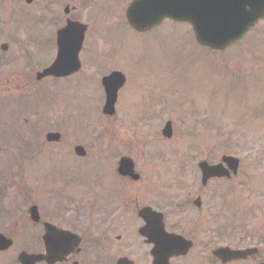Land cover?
<instances>
[{
    "label": "rangeland",
    "instance_id": "rangeland-1",
    "mask_svg": "<svg viewBox=\"0 0 264 264\" xmlns=\"http://www.w3.org/2000/svg\"><path fill=\"white\" fill-rule=\"evenodd\" d=\"M128 1L0 0V44L8 45L0 49V168L8 175L2 207L9 213L0 218V232L13 239L20 232V240L30 244L28 208L34 204L41 219L50 218L53 201L60 199L54 196L60 192L57 178H66L72 190L80 186L78 177L84 199L99 193L101 198L110 185H102L99 175L112 177L113 156L125 155L140 180L117 178L112 186L120 204L167 205L200 195L202 213L192 210L189 218H178L179 231L196 233L200 262H209L212 246L226 244L256 246L264 259V21L223 53H209L195 45L185 23L165 21L146 36L123 29ZM66 17L88 27L82 67L66 79L37 81L35 73L54 59V30ZM112 70L126 81L115 114L106 116L99 76ZM167 120L173 129L169 139L161 136ZM49 131L60 132L61 141L45 142ZM77 144L86 149L83 159L73 153ZM27 151L34 157L20 156ZM105 152L109 157H102ZM225 154L240 159L238 174L203 189L197 162L215 163ZM167 222L169 227L175 219ZM121 230L132 231L123 224ZM11 263L12 252L0 254V264ZM231 264H258V259Z\"/></svg>",
    "mask_w": 264,
    "mask_h": 264
},
{
    "label": "flooded vegetation",
    "instance_id": "flooded-vegetation-1",
    "mask_svg": "<svg viewBox=\"0 0 264 264\" xmlns=\"http://www.w3.org/2000/svg\"><path fill=\"white\" fill-rule=\"evenodd\" d=\"M27 154L34 155L33 153ZM32 157L28 156L27 158ZM1 170L0 218L6 217L5 212H7L2 207L6 196V186L3 181L6 182V178ZM23 172L24 168L22 167L20 170L21 175ZM99 178L102 185H110V188L107 189L108 191L106 189L102 191L101 198H99V193L98 199L91 200L84 199L82 181L80 187L69 190V181L66 178H57L56 185L58 189L60 188V192L58 193L57 190L54 196L56 198L59 196L60 199L53 201L48 222L51 225V237L53 227V235L55 237L61 236V239L52 248L49 261L41 260L36 264H153V244L147 242L138 233V229L144 225V220L139 216L140 209L144 207H150L162 214L166 232L177 233L185 239L191 240V248L185 254L173 255L167 260V264H203L198 260L201 253L196 247L198 243L196 233L184 232L181 229L179 231V226L182 224L178 221L180 216H185L187 219L190 217L192 210L197 211V216L200 214V208L194 206L192 200H180L167 205H162L159 201L153 203L144 201L126 203L124 201L120 204L119 200H116V189L112 186L118 178L114 171L112 170V177L107 176V174L104 176L100 174ZM122 179L125 182H132L129 178ZM172 218L175 219V222L167 227V221ZM193 220L195 221V219ZM122 224L125 230L132 229V231L127 235H123L121 233ZM34 227L41 229L43 232L41 222L36 223ZM1 234L11 240V245L0 249V254L12 252L11 264H22L18 258L19 254L25 251L24 241L20 240L18 234L15 235L16 239L11 238L8 234ZM14 243L19 249L13 247ZM58 251L64 252L60 257L53 258L52 253ZM27 252L43 254V247L42 250L37 248V250ZM192 259L196 263H191L190 260Z\"/></svg>",
    "mask_w": 264,
    "mask_h": 264
},
{
    "label": "water",
    "instance_id": "water-1",
    "mask_svg": "<svg viewBox=\"0 0 264 264\" xmlns=\"http://www.w3.org/2000/svg\"><path fill=\"white\" fill-rule=\"evenodd\" d=\"M30 2L31 0H26ZM170 18L176 21L188 22L192 24L196 42L208 46L212 49L223 50L235 40L239 39L259 18H264V0H134L126 11L128 23L137 31H146L158 25L163 18ZM69 29L63 28L57 32L58 55L56 60L46 69L37 75L41 78L46 75L55 77L66 76L79 69L77 53L81 44V33L85 27L78 23L69 22ZM77 27V28H75ZM5 50L6 45H1ZM124 77L113 72L102 79L105 91V103L103 113L113 114L116 94L122 86ZM166 137L171 136L170 123H166L163 131ZM47 140L56 141L59 135L55 133L47 134ZM75 152L79 156H84L85 151L81 146L75 147ZM227 165L236 170L237 160L232 157H223ZM204 179L211 176H222V167L219 165L209 166L200 163ZM133 164L129 159L122 160L119 172L122 175H130L133 179L137 175L132 173ZM146 209L140 214L146 218V228L141 229L142 234L147 231L155 233V237H150L155 242L154 254L159 255L164 252L166 255L173 250L171 244L174 238L165 234L161 219H154L147 215ZM31 218L38 220L36 208H31ZM48 227V225H47ZM49 229L46 228L44 236L46 252L50 255L51 246L49 241ZM179 239V238H177ZM9 241L0 235V248L6 247ZM170 249L169 252L166 251ZM255 252L253 249L232 251L228 248H220L214 254L226 263L232 259L245 258ZM24 264H31L26 259H22Z\"/></svg>",
    "mask_w": 264,
    "mask_h": 264
}]
</instances>
